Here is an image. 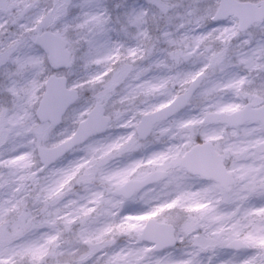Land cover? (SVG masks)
<instances>
[{
    "label": "snow or ice",
    "instance_id": "6c2138e0",
    "mask_svg": "<svg viewBox=\"0 0 264 264\" xmlns=\"http://www.w3.org/2000/svg\"><path fill=\"white\" fill-rule=\"evenodd\" d=\"M68 7L0 0V264H264V45L233 43L264 25V0H193L167 48L143 12L123 28L134 44L107 36L96 11L52 27ZM110 127L125 131L56 166ZM132 202L143 207L126 212Z\"/></svg>",
    "mask_w": 264,
    "mask_h": 264
},
{
    "label": "clouds",
    "instance_id": "9594fccd",
    "mask_svg": "<svg viewBox=\"0 0 264 264\" xmlns=\"http://www.w3.org/2000/svg\"><path fill=\"white\" fill-rule=\"evenodd\" d=\"M203 4L211 3L212 0H201ZM55 4V0H39V7L43 8H51ZM83 4V0H68V12L65 16L60 18L52 27L55 28H64L67 26H74L78 23V17L82 19L81 13L85 10L88 11H96L105 16V18L109 21L108 29L109 31L106 33L107 36L111 37V39L115 38L122 40L126 45L134 44L135 37L134 32L135 29H131V34H125L123 32V28L125 23L128 20V17L135 13H145L147 24L146 28L150 29L152 34L161 36V47L167 48L169 47L167 40L172 38H177L184 34L186 29H182L179 26L184 25L188 22L189 17L186 13L189 10L190 5L193 4V0H169V11L166 14H161L159 8L154 3V0H146L145 3H141V0H95L94 7L90 9H84L81 7ZM77 12L79 13L77 15ZM211 22H209L210 24ZM159 30V31H157ZM206 29H202L204 31ZM169 33L170 35L165 37L163 33ZM78 36L77 30L75 27H70L69 38L76 39ZM252 42V47L257 45H264V25L262 24H253L249 26L247 29L241 30L234 43V46L237 50L248 49L247 42ZM86 48H81L80 55L83 56ZM160 57H154L153 60L159 59ZM239 57H236L233 60V64H236ZM153 61H149L151 63ZM84 61H78L75 69L76 73L84 72L86 70L83 67ZM231 70V69H230ZM3 72L4 69L0 68V82H3ZM162 73H149V75H158ZM259 84L260 81H257ZM83 94V92H82ZM3 99V94H0V100ZM117 128L110 127L106 130H114ZM100 136H94L89 141H85L83 144L77 146V149H81L83 155L85 152L83 151L86 148L88 143H91L92 140H100L106 139L113 135H108L105 131L100 133ZM115 163V162H114ZM189 183L194 186H200L206 183L200 177L191 176L189 178ZM184 246L179 245L175 249H170L169 251L174 252L175 255L181 256L185 251H187ZM222 257L216 256L213 257L212 254H205L198 258V264H219V260Z\"/></svg>",
    "mask_w": 264,
    "mask_h": 264
},
{
    "label": "rangeland",
    "instance_id": "374dc122",
    "mask_svg": "<svg viewBox=\"0 0 264 264\" xmlns=\"http://www.w3.org/2000/svg\"><path fill=\"white\" fill-rule=\"evenodd\" d=\"M146 1V0H145ZM79 13L77 12V15ZM215 26H218L215 22H211L208 26L206 27H215ZM11 31H15L16 30V27L15 25L12 26V28L10 29ZM41 51H43L41 49ZM186 67H194V65H188ZM84 75H86V73L84 72H80V73H75L73 75V79H78L80 77H83ZM92 96V92L90 89H86L83 91V94H82V97H81V100L78 101L73 107L70 108V111L73 109V108H82L84 107L86 104H87V101L91 98ZM71 124V119H65L64 122L58 126V129L59 128H62V127H68L69 125ZM125 130L124 129H114V130H108L107 131V134L108 135H119V134H122ZM100 136V135H99ZM157 147H159L158 144H152L149 146V149L148 151H151V150H154L156 149ZM143 155V153L141 152H137V153H134L133 156L135 158H138L139 156ZM81 156H83V152L81 149H76V150H73L71 151L69 154H67L65 157H63L62 159H60L59 161L56 162V166L60 167V166H65L67 165L70 161H73L75 159H78L80 158ZM143 205L140 204L139 202H132L130 204H128L126 206V209L125 211L128 212V211H137L139 210L140 208H142ZM179 246V245H177Z\"/></svg>",
    "mask_w": 264,
    "mask_h": 264
},
{
    "label": "trees",
    "instance_id": "16d2710c",
    "mask_svg": "<svg viewBox=\"0 0 264 264\" xmlns=\"http://www.w3.org/2000/svg\"><path fill=\"white\" fill-rule=\"evenodd\" d=\"M146 1L145 0H141V3H145ZM113 40H115V38H113Z\"/></svg>",
    "mask_w": 264,
    "mask_h": 264
},
{
    "label": "water",
    "instance_id": "95a60500",
    "mask_svg": "<svg viewBox=\"0 0 264 264\" xmlns=\"http://www.w3.org/2000/svg\"><path fill=\"white\" fill-rule=\"evenodd\" d=\"M70 107H71V106H70ZM62 122H63V121H62ZM106 131H107V130H105V132H106ZM98 135H100V134H98ZM69 152H70V151H69ZM69 152H67V153H69ZM67 153H65L64 156H65Z\"/></svg>",
    "mask_w": 264,
    "mask_h": 264
}]
</instances>
